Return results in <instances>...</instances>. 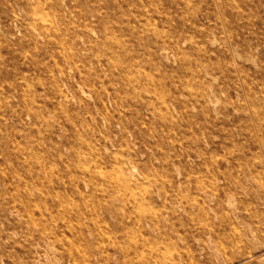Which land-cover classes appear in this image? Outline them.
Wrapping results in <instances>:
<instances>
[{"label":"rangeland","instance_id":"rangeland-1","mask_svg":"<svg viewBox=\"0 0 264 264\" xmlns=\"http://www.w3.org/2000/svg\"><path fill=\"white\" fill-rule=\"evenodd\" d=\"M0 264H264V0H0Z\"/></svg>","mask_w":264,"mask_h":264}]
</instances>
